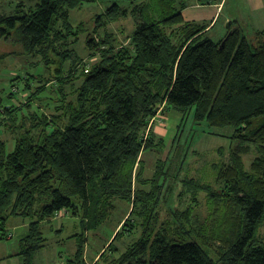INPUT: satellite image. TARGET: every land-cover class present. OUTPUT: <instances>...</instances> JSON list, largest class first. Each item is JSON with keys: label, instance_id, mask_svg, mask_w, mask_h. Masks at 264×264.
<instances>
[{"label": "trees", "instance_id": "16d2710c", "mask_svg": "<svg viewBox=\"0 0 264 264\" xmlns=\"http://www.w3.org/2000/svg\"><path fill=\"white\" fill-rule=\"evenodd\" d=\"M92 1L7 0L0 6V39L16 32L23 50L40 56L53 73L41 84L33 74L16 75L0 96V240L12 235L11 217L29 220L16 256L34 264L47 245L43 223L53 227L64 211L63 217L80 219L83 232L69 236L75 249L62 254L63 264H264L258 235L264 221V30L250 39L232 20L215 40L209 22L184 19L193 0H148L132 10L139 18L123 44L106 27L127 14L114 3L96 16L84 57L75 48L78 38L69 36V16ZM51 83L58 104L48 115L33 105ZM164 106L181 115L176 145L165 159L156 157L147 176L142 153H161L166 145L150 124ZM192 109L194 125L231 126L235 144L228 162L213 163L221 190L181 179L180 196L189 192L196 200L194 190L207 191L208 220L195 223L190 204L170 208L160 221L167 174L173 165L183 168L190 148L178 135ZM253 149L247 168L243 156ZM119 200L129 205L128 215L88 261V232L107 223Z\"/></svg>", "mask_w": 264, "mask_h": 264}, {"label": "rangeland", "instance_id": "374dc122", "mask_svg": "<svg viewBox=\"0 0 264 264\" xmlns=\"http://www.w3.org/2000/svg\"><path fill=\"white\" fill-rule=\"evenodd\" d=\"M36 1L38 0H27L26 4L33 5ZM146 1L148 0H135L133 2L130 0H94L83 4L80 8L72 9L69 16L72 25L69 36L71 38H78V41L75 43L77 52L84 57L88 55V50L85 46L86 36L92 32L94 23L97 22L96 16L104 14L105 9L114 3H117L121 8L125 9L127 14L120 16L116 21L108 23L106 27L108 31L116 37L119 43L128 44L129 40L127 37L135 27L134 19L139 18V15L133 14L132 10L139 4L143 6V2ZM213 1H221L222 6L220 9L219 21L217 24L214 23L208 31L209 37L215 40L222 37L228 28L227 23L232 20L237 22L242 32L250 39L255 38L256 31L264 30V8H253L249 0ZM6 3L7 0H0V6ZM103 16L106 18L105 15ZM17 39L16 32H13L8 40L0 39V96L2 97L9 91V82L16 75L22 77L27 73L33 74V79L35 83L38 84L46 83V81L53 76L52 70L41 61L40 56L26 53L23 50L22 44ZM67 62L65 65H67ZM53 84L51 83L50 86L48 85L49 87H47L46 92L42 94L43 98L40 101H36V103L34 102L35 105H33V108L36 107L37 110L39 109L48 115L54 109V106L58 104L57 101H55L58 96L56 89H53L54 91L50 89L51 86H54ZM23 86L24 83L21 84L22 91H24ZM72 87H74V85H68L65 89L67 92H71ZM71 95L72 93L67 97V100L72 97ZM164 109L165 106L159 110V115L155 118L153 124L155 125L156 135L158 137L164 135L166 142L165 148L161 153L144 152L141 155V158L144 159L145 162L147 176L152 173L151 171L156 157L161 155L162 158L165 159L169 149H173L176 145L172 139L176 133H178L181 115L176 111L172 110V113L171 110ZM171 113L175 116H170ZM192 118L193 109L190 111L184 123L180 125L181 128L178 139L184 147L186 145L187 148L189 146L190 148H188L187 157L182 163L183 168L176 170L173 165L172 169L170 168V172L167 174V179L163 187V193L167 198V202L163 200L159 207L160 221L167 216L170 208L184 209L190 204H192L194 208L193 216L196 220L195 223L197 222L200 224L208 220L207 217L209 216L210 210L208 208L207 191L194 190L196 200L193 199L192 193L189 192H184L182 196H180L179 194L185 189L181 179L186 177L193 178L200 184H210L214 189H222L221 182L216 180L213 163H220L221 161L228 162L229 151L235 144L230 137L233 128L231 126L211 127L205 122L194 125ZM7 139L9 140V137H7ZM9 142L11 144L10 140ZM8 148L10 152L13 150L12 148H14V146L10 147V145H8ZM255 155L256 152L254 149L244 154L243 159L247 168ZM168 185L170 189L165 192ZM116 203L117 207L112 212V216L107 223L99 230H91L88 232V242L90 246L86 254L88 261H90L104 245L119 220L123 216L125 217L128 215L130 210L129 205L120 200ZM20 220L21 218L11 217L7 225L12 234L11 237L7 239V242L15 247V251H17L16 244L18 245L19 238L26 232V228L24 229L20 226H18V228L15 227L17 226L16 223ZM52 223L53 227H47L45 226L47 224L43 223V232L44 236L47 237V245L36 253L34 264H60L59 254L63 253L68 255L73 251L75 241L73 238H69V236L74 233L83 232L80 219L75 216L66 215L53 220ZM59 225H63V230L56 232L55 228ZM258 235L264 240V221L258 229ZM133 237L135 236L132 235L126 237L124 241H119L118 246L123 248L125 242L131 241ZM9 251L10 249L4 253V256H6ZM11 261L12 262L6 264H14L17 260L15 261V259L12 258Z\"/></svg>", "mask_w": 264, "mask_h": 264}, {"label": "crops", "instance_id": "0c3cea01", "mask_svg": "<svg viewBox=\"0 0 264 264\" xmlns=\"http://www.w3.org/2000/svg\"><path fill=\"white\" fill-rule=\"evenodd\" d=\"M249 3L253 8H259V9L264 8V0H249ZM221 6H222L221 1L217 2L213 0H193V1H190L188 6L183 9V17L185 20L208 21L210 23V26H212L214 25V23L217 24V22L219 21ZM171 114L170 116H175L174 114L172 115ZM165 125L167 126L166 123ZM154 131H155V125H154ZM28 223L29 221L21 219L20 221L16 223L17 226L15 227L18 228V226H20L25 229ZM10 233L11 231L9 230V234ZM16 247H17V244H16ZM8 249H10L9 253L6 256H4V253ZM74 249H75V244L73 245V251ZM16 252L17 251H15V247L10 245L9 242H7V239L0 240V264H6L8 262H12L11 261L12 258H14L15 261L17 260L14 264H21L19 257L16 256ZM62 254L63 253H61V255L59 254L60 264L64 263V258L62 257ZM64 255H67V254H64Z\"/></svg>", "mask_w": 264, "mask_h": 264}, {"label": "built area", "instance_id": "2783aa9c", "mask_svg": "<svg viewBox=\"0 0 264 264\" xmlns=\"http://www.w3.org/2000/svg\"><path fill=\"white\" fill-rule=\"evenodd\" d=\"M159 112H160V111H159ZM159 112H158V113H159ZM158 115H159V114H158ZM158 115H157V116H158ZM157 116H156V117H157ZM156 117H153V118L150 120V124L153 123V121L155 120ZM65 213H66V212H64V211H59L58 214L56 215V218H60V217H62L63 214H65Z\"/></svg>", "mask_w": 264, "mask_h": 264}, {"label": "water", "instance_id": "95a60500", "mask_svg": "<svg viewBox=\"0 0 264 264\" xmlns=\"http://www.w3.org/2000/svg\"><path fill=\"white\" fill-rule=\"evenodd\" d=\"M229 23H230V21L227 23V26H229ZM223 43H224V41L222 42V45H223Z\"/></svg>", "mask_w": 264, "mask_h": 264}]
</instances>
